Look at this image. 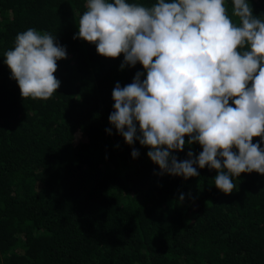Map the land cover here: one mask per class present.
<instances>
[{
	"label": "trees",
	"instance_id": "16d2710c",
	"mask_svg": "<svg viewBox=\"0 0 264 264\" xmlns=\"http://www.w3.org/2000/svg\"><path fill=\"white\" fill-rule=\"evenodd\" d=\"M248 3L264 19V0ZM86 4L0 0V264H264V175L241 173L224 194L207 165L187 179L159 175L148 147L126 144L108 121L111 94L146 71L73 39ZM28 28L66 48L48 100L22 98L4 62ZM184 139L178 160L202 151Z\"/></svg>",
	"mask_w": 264,
	"mask_h": 264
},
{
	"label": "clouds",
	"instance_id": "9594fccd",
	"mask_svg": "<svg viewBox=\"0 0 264 264\" xmlns=\"http://www.w3.org/2000/svg\"><path fill=\"white\" fill-rule=\"evenodd\" d=\"M86 8L73 39L103 57L123 54L121 69L139 63L146 71L142 81L137 72L130 84L116 83L108 121L126 144L148 147L159 175L187 179L207 165L224 194L241 173L264 175V19L248 0H231V16L226 0H87ZM4 57L22 98L48 100L60 87L54 73L66 48L52 34L28 28ZM185 136L202 151L178 160Z\"/></svg>",
	"mask_w": 264,
	"mask_h": 264
}]
</instances>
